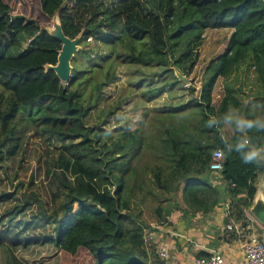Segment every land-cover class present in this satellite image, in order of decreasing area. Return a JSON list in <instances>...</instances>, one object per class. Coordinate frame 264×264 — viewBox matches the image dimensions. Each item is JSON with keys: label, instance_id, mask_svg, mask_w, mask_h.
I'll use <instances>...</instances> for the list:
<instances>
[{"label": "trees", "instance_id": "1", "mask_svg": "<svg viewBox=\"0 0 264 264\" xmlns=\"http://www.w3.org/2000/svg\"><path fill=\"white\" fill-rule=\"evenodd\" d=\"M9 3L0 0V173L9 179L8 164L20 167L27 140L36 135L63 154L60 166L70 181L62 182L57 209L32 189V178L11 192L0 178L4 264H26L17 252L31 245L51 246L60 264L80 250L87 257L83 264H165L154 236L145 237L148 225L140 220L127 227L125 214L135 201L156 204L152 214L159 227L172 224L174 208L183 215L206 214L219 206L212 179L227 194L224 223L245 220L264 172V123L255 113L256 105L264 108L263 0H36L29 16L12 13ZM54 15L66 36L81 32L66 83L44 70L57 62L60 49L41 28ZM219 29L229 30L228 40L206 64L199 87L179 83L174 70H190L204 33ZM102 46L105 51L98 50ZM120 65L135 68L130 84L153 105L149 113L142 110L146 125L155 128L151 135L140 128L113 134L102 124L127 99L98 106ZM243 67L253 70L258 84L246 103L229 81ZM91 111L96 120L87 125ZM216 150L222 170L212 172ZM144 153L152 163L140 164ZM223 237L234 235L223 230Z\"/></svg>", "mask_w": 264, "mask_h": 264}, {"label": "rangeland", "instance_id": "2", "mask_svg": "<svg viewBox=\"0 0 264 264\" xmlns=\"http://www.w3.org/2000/svg\"><path fill=\"white\" fill-rule=\"evenodd\" d=\"M10 9L14 14H23L29 16L32 10L36 11V0H9ZM85 17V16H84ZM86 18V17H85ZM52 26V19L50 22L44 21L41 24V28L46 29ZM229 34L225 29L207 31L204 33L202 44L198 48V56L195 61L194 66L189 70L188 65L183 66V71H179L182 75L188 79V83H193L196 87H199L204 76V68L210 58L222 52L225 48L226 42L228 40ZM105 51L106 48H98V50ZM133 67H125L120 65L116 68L117 78L114 79L108 86L103 88V95L98 103V106L106 108L113 102L116 98H127L124 101L123 109L119 110L114 115L106 116L103 118L102 124L107 129H111L113 134H117V130L140 128L139 132H154L155 128L151 125H146V118L142 116V110H148L153 107L151 102H146L141 96V91L136 90L130 83H132L133 77H131L130 72L134 70ZM232 86L237 90L240 96L244 99V102L250 101L253 91L257 88V81L254 77L253 70L247 69L246 67L241 68L232 74L229 78ZM182 83V82H179ZM223 80L219 79L217 81L216 89L214 92L215 99H218L222 90ZM240 90V91H239ZM165 96V95H164ZM159 101L158 103H161ZM259 110V109H258ZM258 119L264 123V108L256 113ZM143 119V122L138 119ZM93 120H96L95 111L91 113L86 118L87 125H91ZM237 124L242 127V120H238ZM114 130V132H113ZM152 130V131H151ZM226 131H230L226 128ZM63 154L58 152L53 146V144L44 143L39 136L32 135L28 138L25 145V153L20 167L17 166L15 162L13 165L8 164L7 175L9 179L6 178V173L2 170L0 173L1 181L7 185V192H11L12 189L18 184L19 181H24V187L28 185L29 180L32 178V189L37 188L43 198H45L57 209L59 204L63 200V181H70L69 174L62 170L60 166L61 158ZM152 157L150 154L144 153L140 154L139 160L141 165L152 163ZM47 171V175H45ZM31 179V180H32ZM65 179V180H64ZM29 181V182H28ZM134 200L139 201V196ZM156 204L154 202L138 203L133 202L132 213L130 215L125 214L123 220L127 227H133L137 222L142 220L148 227L146 228L150 233L145 237L154 236L156 242L161 239L156 229L155 218L152 214V209L155 208ZM183 207V206H182ZM174 210V218L180 217L183 213L178 212L179 209ZM186 213L183 217H186ZM137 217V218H136ZM144 223V224H145ZM145 224V226H146ZM148 236V237H147ZM170 237V236H169ZM171 238V237H170ZM165 240V237L162 238ZM158 243V242H157ZM21 260L26 264H60L58 254L55 249L51 246H44L41 248H33L30 246L26 251H18ZM1 255V253H0ZM87 260L85 252L80 250L74 258L68 264H83ZM0 264H4L2 257L0 256Z\"/></svg>", "mask_w": 264, "mask_h": 264}, {"label": "crops", "instance_id": "3", "mask_svg": "<svg viewBox=\"0 0 264 264\" xmlns=\"http://www.w3.org/2000/svg\"><path fill=\"white\" fill-rule=\"evenodd\" d=\"M256 91L257 88L253 91L254 94L250 99L255 98ZM260 108H262L261 105H256L255 113ZM211 183L216 185L219 191V206L217 208L206 214L193 213L187 210L186 217L182 215L174 220L171 215L169 220H172V224L168 227H164V225L159 227L158 234L162 237L157 241V247L160 244L166 245L168 258L165 260V264H192L194 258L207 256L213 251L221 253L223 264H246L238 240L234 237L229 241L224 240L223 237L224 218L222 217V211L225 205L228 204L224 184L213 179ZM256 189L264 196V172L259 173L257 176ZM245 215L246 217L251 215L250 208L245 211ZM255 229L256 234L264 242V225L256 221ZM170 230L178 232L179 237L167 233ZM163 237H165V240L162 239Z\"/></svg>", "mask_w": 264, "mask_h": 264}, {"label": "built area", "instance_id": "4", "mask_svg": "<svg viewBox=\"0 0 264 264\" xmlns=\"http://www.w3.org/2000/svg\"><path fill=\"white\" fill-rule=\"evenodd\" d=\"M262 153L264 155V147L262 148ZM221 159L222 152L220 150L214 151L212 161L209 165V169L212 172H219L222 170ZM228 212L229 206L226 204L222 211V217H226ZM256 221L257 219L251 214L246 217L243 222L231 220L228 223H223V230H225L227 234L232 233L240 243L241 253L246 264H264V242L256 234ZM157 228L160 229L158 225H156V229ZM167 233L179 237L178 232L170 230ZM150 238L149 236L147 239ZM156 253L163 261L168 258L167 248L164 244H160L156 248ZM192 264H223V256L218 251H213L207 256L194 258Z\"/></svg>", "mask_w": 264, "mask_h": 264}, {"label": "water", "instance_id": "5", "mask_svg": "<svg viewBox=\"0 0 264 264\" xmlns=\"http://www.w3.org/2000/svg\"><path fill=\"white\" fill-rule=\"evenodd\" d=\"M264 1V0H263ZM45 32L60 43V49L57 51V62L54 65H44L45 71H53L60 82L66 83L71 75V60L74 54L80 48L79 40L81 32L75 37L70 38L63 33L61 23L57 15L52 17V26L44 29ZM177 79L188 85V79L182 75L178 70H174ZM250 213L257 219V221L264 225V196L260 191L256 190L255 196L250 207Z\"/></svg>", "mask_w": 264, "mask_h": 264}, {"label": "clouds", "instance_id": "6", "mask_svg": "<svg viewBox=\"0 0 264 264\" xmlns=\"http://www.w3.org/2000/svg\"><path fill=\"white\" fill-rule=\"evenodd\" d=\"M254 156H255V153H252L251 155H246V156L244 157V162H245V163L250 162V161L253 159Z\"/></svg>", "mask_w": 264, "mask_h": 264}]
</instances>
